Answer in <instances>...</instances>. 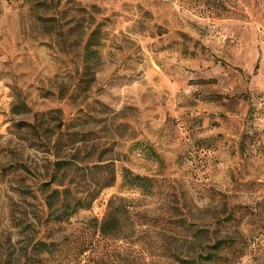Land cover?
<instances>
[{"label": "rangeland", "instance_id": "374dc122", "mask_svg": "<svg viewBox=\"0 0 264 264\" xmlns=\"http://www.w3.org/2000/svg\"><path fill=\"white\" fill-rule=\"evenodd\" d=\"M37 120L47 145L20 125ZM77 153L93 190L96 165L117 180L56 223L44 184ZM117 199L133 237L102 239ZM226 206L263 234L243 264H264V0H0V264H165Z\"/></svg>", "mask_w": 264, "mask_h": 264}, {"label": "trees", "instance_id": "16d2710c", "mask_svg": "<svg viewBox=\"0 0 264 264\" xmlns=\"http://www.w3.org/2000/svg\"><path fill=\"white\" fill-rule=\"evenodd\" d=\"M84 51L86 55H94L91 46L88 44L84 47ZM94 62L96 61L94 60L90 64L89 58L83 62L84 72L81 81L85 85L87 84L88 87H90L91 81H95L94 69L98 64H94ZM87 77L90 80H86ZM21 123L20 125L35 134L38 139L43 140L45 145L50 142L54 129H43L38 120L33 123ZM44 135L47 139L43 137ZM55 144V148L62 145L59 136ZM79 159L80 153H77L73 160L59 159L55 161L49 176L50 181L44 184L45 191L49 193L46 200L48 209L52 211L53 222L63 223L65 217L69 220L81 210L88 208L91 204L90 200L96 199L103 190L113 187L116 183L117 176L113 163L96 165L93 169L98 170V172L94 174L95 183L93 186L95 189L93 190L90 183H86V176L82 174V169L78 165ZM25 171L32 173L33 170L26 166ZM122 181V187L124 188L141 192L145 196L152 194L151 179L135 174L130 169L124 168L122 170ZM53 185L56 188L52 189L51 186ZM80 194L81 197L78 196ZM115 202L119 203L115 204ZM115 202H111L106 216L102 222L95 226V229L102 239H129L133 237L134 233L131 207L124 199H117ZM226 209V212L215 217L214 230H211L208 226L199 230L187 227L190 233L189 236H186L188 241L187 250L184 253L171 252L170 255H167L168 262L165 264H243L252 245H260L259 248H261V244L257 241L262 242V232L251 237L241 232L242 230L235 233L233 231L234 227H238L242 221H238L233 207L226 206ZM61 245H63V242L59 244H42L49 253L59 250L58 246ZM252 249L251 252L257 251L256 248Z\"/></svg>", "mask_w": 264, "mask_h": 264}]
</instances>
